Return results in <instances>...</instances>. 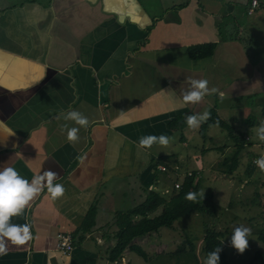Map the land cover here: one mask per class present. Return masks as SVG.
I'll return each instance as SVG.
<instances>
[{"label": "crops", "instance_id": "obj_1", "mask_svg": "<svg viewBox=\"0 0 264 264\" xmlns=\"http://www.w3.org/2000/svg\"><path fill=\"white\" fill-rule=\"evenodd\" d=\"M149 1L0 0V170L12 167L29 182L51 170L54 184L65 188L55 201L45 188L11 218L29 224L32 239L24 245L6 241L0 264H203L207 231L218 234L228 264H249L255 253L264 254L257 239L264 231L263 196L255 191H264V173L253 177L250 164L236 173L238 160L231 173L218 169L227 165L233 144L215 145L208 136L213 126L201 137L199 127L185 123L188 115L213 110L236 133L235 126L246 128L242 153L253 148L264 156L256 135L264 120V1L254 0L252 7L253 0H177L162 7L156 0L159 15ZM205 44L213 45L209 57H188V47ZM192 79H206L219 91L186 104ZM69 111L87 117L88 127L65 121ZM65 124L80 128L77 142H68ZM147 135H166L170 142L138 147ZM158 165L189 170L200 195L215 184L231 193L228 218L215 222L209 212L211 229L200 218L188 242L179 234L191 231L182 219L197 214L182 215L133 240L144 258L124 250L111 262L115 214L150 192L165 202L177 192L174 178L157 171ZM247 188L257 202L252 207L239 201ZM241 225L251 229L243 253L231 246L233 229ZM59 234L70 237V252L56 249Z\"/></svg>", "mask_w": 264, "mask_h": 264}, {"label": "clouds", "instance_id": "obj_2", "mask_svg": "<svg viewBox=\"0 0 264 264\" xmlns=\"http://www.w3.org/2000/svg\"><path fill=\"white\" fill-rule=\"evenodd\" d=\"M190 90L183 95V101L191 104H198L207 95L216 94L219 90L215 87L209 88L206 79H192L189 81ZM223 96V93H219ZM210 112L205 111L203 114H192L185 118V123L190 129H197L202 122L210 118ZM65 121L71 120L80 128H87L89 120L78 111H69L63 116ZM67 129V140L69 143H75L79 140L78 127L68 128L67 124L63 125ZM257 138L264 142V120H262L256 129ZM170 138L166 135H147L139 139L138 147L150 149L153 144L167 146ZM261 173H264V156L255 161ZM57 173L46 170L41 175H35L31 182L24 179L12 167H6L0 170V255L6 254V241H11L14 245H24L32 239L30 225L13 224L11 218L21 215L25 207L45 188L53 201L61 198L65 193V188L61 184H54ZM204 195V193H203ZM197 193H189L187 199L194 200ZM251 229L243 225L235 227L231 235V246L239 253H243L248 247V237ZM220 247L209 252L205 257L203 264H219Z\"/></svg>", "mask_w": 264, "mask_h": 264}, {"label": "trees", "instance_id": "obj_3", "mask_svg": "<svg viewBox=\"0 0 264 264\" xmlns=\"http://www.w3.org/2000/svg\"><path fill=\"white\" fill-rule=\"evenodd\" d=\"M212 48L213 45L211 44L191 46L187 48V55L191 59H205L211 55ZM209 112L211 114L210 118L200 124L198 134L203 137L207 126H215L225 132L227 139L234 146L232 155L225 160L229 163L227 170L231 173L235 169L238 156L243 150L244 136H240L229 124L220 120L213 110H209ZM261 117L264 119V107L261 109ZM250 166L254 168L251 161ZM189 193H197L196 198L194 200L187 199ZM210 200L211 196L209 194L200 195L198 193L197 184L193 181V177L184 178L179 190L167 202L154 192L148 193L138 205L125 212L115 214V224L118 227L115 236L117 241L115 246L108 252V260L112 262L119 259L124 250L144 258L145 255L141 249L133 244L134 239L155 233L161 228H168L173 221L182 215L204 212L205 205L207 206ZM159 206H163L161 213L156 216H149ZM218 237V234L212 231L205 233L202 238L203 255L206 257L209 252L220 247L222 251L219 253V264H228ZM257 239L264 244V231L258 233ZM249 264H264V254L255 253Z\"/></svg>", "mask_w": 264, "mask_h": 264}, {"label": "rangeland", "instance_id": "obj_4", "mask_svg": "<svg viewBox=\"0 0 264 264\" xmlns=\"http://www.w3.org/2000/svg\"><path fill=\"white\" fill-rule=\"evenodd\" d=\"M155 1L156 0H150L149 1L152 6H155V7H152L151 10H152L153 14L159 15L161 13V10H160L161 8H158L156 6ZM175 1H177V0H161L160 4H161L162 7H167L171 3H174ZM248 115H249L248 118L253 117V114H248ZM235 129H236L237 133L240 136H242L244 133H247L246 128L244 126H242V125L235 126ZM208 136H210V137H212L214 139V142L216 143L215 145H217V146H225V145L229 146V147L232 146V143L227 139V136L225 135V133L221 132L219 130V128H217V127H214V126L211 127V130L208 132ZM201 143H204L206 145L208 143V141L207 140L206 141H202ZM250 151L253 152L254 149L250 148ZM262 151L264 152V147H263ZM251 152L243 151V153L242 152L240 153V155L238 156L239 164H238V168L236 169V173L239 172V169L246 168V166L250 164V161L252 159L258 158L259 155H260V152L257 153V154H253L254 152L253 153H251ZM229 153L230 152L227 153V157H229L231 155ZM226 164L227 165H225V166H219L218 169H226L227 166L229 165V163L226 162ZM203 168H204V166H203ZM255 169H256L255 171L254 170L252 171V172H255V173H252L253 177L256 175V172L259 171V168H255ZM187 172L191 173L189 170H186V169L185 170H183V169L182 170H178L177 171L178 179H181L182 176L185 173H187ZM166 174H168L170 177H173V178L175 177L172 173H166ZM201 175L203 176V174H201ZM251 179L256 181V179H253V178H251ZM220 182H222V180H220ZM215 185L217 187H210V188H208L206 190V193H208L211 196V200H210V203L207 206L205 205L204 212L196 213L197 217H189V215H188V216H186V219H182L183 221L188 219V224L185 225V226H188L191 231H187V230L182 229L181 231H179V234L180 233H181V235L184 234V238L188 242H191V240L197 234V231L200 228V222H199L200 218H204L205 224L209 225V226L203 225L204 228L206 227V229H211L212 221L209 218L210 213L213 216L212 213L215 212V214H216L215 215V217H216L215 222L216 221L222 222L224 219L228 218L229 214L227 212H225L224 209H225L226 202L230 201V198H228V197L231 196V193L225 192L224 189L220 188L221 186H219L217 184H215ZM211 189H213V191ZM255 191L258 192L261 196H263V198H261V201H262V203L264 205V191H263V187L259 188L257 186V187H255ZM249 192H250V188H247V189L243 190V195H241V197L239 198V201H241L240 204H242L243 206L246 205L248 207H252L257 202H256V200H253L252 198H250ZM231 202H232V200H231ZM245 211H247L246 208H245ZM191 216H194V215H191ZM182 220L180 222H183ZM223 241L225 242L227 240L223 239ZM184 247H186V244H184ZM223 247H225V246H223ZM226 252H228V249L226 250ZM189 255H191L192 258H195L194 252H191ZM226 255L229 257L228 253H226ZM242 257H243V255H242ZM195 259L198 260V257H196Z\"/></svg>", "mask_w": 264, "mask_h": 264}, {"label": "built area", "instance_id": "obj_5", "mask_svg": "<svg viewBox=\"0 0 264 264\" xmlns=\"http://www.w3.org/2000/svg\"><path fill=\"white\" fill-rule=\"evenodd\" d=\"M256 4V2L253 0L251 1V6L254 7ZM260 158H254L251 160V165L254 167V168H258V166L256 165L255 161L258 160ZM157 171L161 172V173H172L175 177H174V182L172 184V189L177 191L179 190L180 186H181V182L180 180L178 179V175H177V171L179 170L178 167L176 166H173L171 168H168L164 165H158L156 167ZM187 177H193V178H196L197 176H193L192 173H185L183 176H182V179L184 178H187ZM164 194L167 193V191L163 192ZM56 249L61 251L62 253H67V252H70L71 249H72V246H71V240H70V237L68 235H62V234H59L57 236V241H56Z\"/></svg>", "mask_w": 264, "mask_h": 264}]
</instances>
